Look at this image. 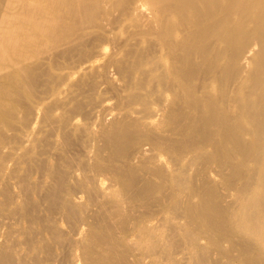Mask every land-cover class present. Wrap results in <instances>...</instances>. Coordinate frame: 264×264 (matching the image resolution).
Masks as SVG:
<instances>
[{"label": "bare ground", "instance_id": "obj_1", "mask_svg": "<svg viewBox=\"0 0 264 264\" xmlns=\"http://www.w3.org/2000/svg\"><path fill=\"white\" fill-rule=\"evenodd\" d=\"M0 264H264V0H0Z\"/></svg>", "mask_w": 264, "mask_h": 264}, {"label": "rangeland", "instance_id": "obj_2", "mask_svg": "<svg viewBox=\"0 0 264 264\" xmlns=\"http://www.w3.org/2000/svg\"><path fill=\"white\" fill-rule=\"evenodd\" d=\"M110 94V93H109ZM112 101H113V99H112ZM39 136H42L43 138H44V136H43V134H39ZM39 138H41V137H38L37 139H38V141H41V139L44 141L45 139H43V138H41V139H39ZM43 141H41V142H43ZM41 142L40 143H38V144H41ZM44 143H46V140L42 143V144H44ZM46 145V144H45ZM41 146V145H40ZM43 146V145H42ZM34 178H36V177H34ZM198 183H200V181H198Z\"/></svg>", "mask_w": 264, "mask_h": 264}]
</instances>
